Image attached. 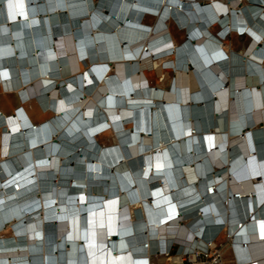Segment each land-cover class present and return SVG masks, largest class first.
<instances>
[{
  "label": "bare ground",
  "instance_id": "6f19581e",
  "mask_svg": "<svg viewBox=\"0 0 264 264\" xmlns=\"http://www.w3.org/2000/svg\"><path fill=\"white\" fill-rule=\"evenodd\" d=\"M0 91V264H264V0H0Z\"/></svg>",
  "mask_w": 264,
  "mask_h": 264
},
{
  "label": "built area",
  "instance_id": "2783aa9c",
  "mask_svg": "<svg viewBox=\"0 0 264 264\" xmlns=\"http://www.w3.org/2000/svg\"><path fill=\"white\" fill-rule=\"evenodd\" d=\"M235 237L227 234L221 242L211 241L205 246H200V244L194 242L190 247L182 251H180L181 245L179 243L172 242L167 251L164 249L160 250L159 253L166 260L163 264H256L250 259L242 260L240 258L234 245ZM229 246L231 247L230 249ZM226 249L231 256L229 262H226ZM153 257L151 256V258ZM150 262L147 264H153Z\"/></svg>",
  "mask_w": 264,
  "mask_h": 264
},
{
  "label": "rangeland",
  "instance_id": "374dc122",
  "mask_svg": "<svg viewBox=\"0 0 264 264\" xmlns=\"http://www.w3.org/2000/svg\"><path fill=\"white\" fill-rule=\"evenodd\" d=\"M208 2V0H207ZM206 2V3H207ZM205 4V3H204ZM173 29V35L178 39V40H181L183 38L181 34V31L180 30H175V27L172 28ZM239 42L240 43H244L245 42V37L243 36H239ZM169 77L172 75H168ZM168 82V81H167ZM153 84H154V81H153ZM166 87H168V84L166 83ZM7 96V98H5ZM9 100V101H8ZM9 103V104H8ZM17 103V105H16ZM12 104V105H11ZM18 101H17V97H16V94H13V95H6L4 94V92L0 91V108L3 109V111L6 113V114H11L12 113V107H16L18 106ZM35 108V105L34 104H30L29 106L26 107V109L28 110V112H31L33 111V109ZM34 120L35 121H38L36 120V118L34 117ZM226 262H229L230 259H231V256H230V252L228 251L226 253Z\"/></svg>",
  "mask_w": 264,
  "mask_h": 264
},
{
  "label": "crops",
  "instance_id": "0c3cea01",
  "mask_svg": "<svg viewBox=\"0 0 264 264\" xmlns=\"http://www.w3.org/2000/svg\"><path fill=\"white\" fill-rule=\"evenodd\" d=\"M206 2H207V0H200V4H204Z\"/></svg>",
  "mask_w": 264,
  "mask_h": 264
},
{
  "label": "clouds",
  "instance_id": "9594fccd",
  "mask_svg": "<svg viewBox=\"0 0 264 264\" xmlns=\"http://www.w3.org/2000/svg\"><path fill=\"white\" fill-rule=\"evenodd\" d=\"M219 34V33H218Z\"/></svg>",
  "mask_w": 264,
  "mask_h": 264
}]
</instances>
